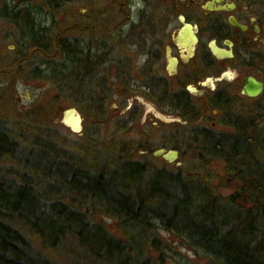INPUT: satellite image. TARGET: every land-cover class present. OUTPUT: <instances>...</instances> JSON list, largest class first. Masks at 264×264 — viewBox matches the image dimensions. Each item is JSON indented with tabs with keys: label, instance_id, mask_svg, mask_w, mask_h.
<instances>
[{
	"label": "trees",
	"instance_id": "trees-1",
	"mask_svg": "<svg viewBox=\"0 0 264 264\" xmlns=\"http://www.w3.org/2000/svg\"><path fill=\"white\" fill-rule=\"evenodd\" d=\"M79 1L0 0V21L18 31L30 77L52 78L59 91L38 117L21 119L9 99L1 103L0 264H52V255L60 254L77 264H183L180 243L164 240L161 229L208 264H264V121L262 127L237 122L227 138L187 134L194 157L189 169L134 158L137 143L88 138L84 147L69 149L51 124L43 129L40 119L51 123L61 97L80 110L88 101L103 107L101 84L87 78H104L105 99L114 91L112 66L100 71L93 42L85 47L81 36L101 30L109 46L119 18L106 17L113 9L105 0H86L89 13L79 14ZM221 161L223 184L236 187L228 195L212 181L211 165ZM105 216L115 220L118 235Z\"/></svg>",
	"mask_w": 264,
	"mask_h": 264
},
{
	"label": "flooded vegetation",
	"instance_id": "flooded-vegetation-1",
	"mask_svg": "<svg viewBox=\"0 0 264 264\" xmlns=\"http://www.w3.org/2000/svg\"><path fill=\"white\" fill-rule=\"evenodd\" d=\"M146 4L139 13L118 14L112 39L107 40L116 53L105 52L112 47L99 39L97 67L98 61L100 71L106 64L112 66L108 84L117 80L120 98L110 112L107 107L115 93L109 92L105 99L100 76L98 97L105 113L98 116L99 124L110 119L116 131L124 133L120 138L129 140L125 135L145 118L138 104L145 97L167 112L169 117L161 122L177 125L176 140L169 137L175 142L171 149L182 148L187 134L194 131L211 132L216 139L223 133L227 138L237 122L248 127L252 120L262 127L264 0H148ZM97 77L86 80L99 82ZM251 77L256 86L250 85ZM260 83L263 89L254 96L244 91L248 87L255 92ZM132 141L131 146L140 143Z\"/></svg>",
	"mask_w": 264,
	"mask_h": 264
},
{
	"label": "rangeland",
	"instance_id": "rangeland-1",
	"mask_svg": "<svg viewBox=\"0 0 264 264\" xmlns=\"http://www.w3.org/2000/svg\"><path fill=\"white\" fill-rule=\"evenodd\" d=\"M148 0H105L104 6L106 4H110V9L112 13L110 15L106 14L107 18H111L113 16L118 17L119 10L123 9L124 11H127L128 13H139L141 10V7L147 8ZM86 0H80L76 5H74L76 11L79 14H88L89 10L87 8ZM151 7V6H150ZM116 10V12H115ZM135 16V15H134ZM120 17V16H119ZM137 18V17H133ZM118 19V18H117ZM89 22V21H87ZM89 24V23H87ZM116 28V25H115ZM114 28V29H115ZM70 31V37L73 39L76 38V35L71 34ZM18 34V31L13 30V27L5 22L0 21V110H1V103L8 102L7 99H9L8 103H12L11 107L12 110L17 109V112L19 113L21 119H24V117L28 116H34L37 115L38 117V110L43 106V109H45V106H49V104L53 103V100L55 97H59L58 90L55 89L53 82L54 80L52 78H38V77H30L29 75V67L27 68L24 66L23 63H21V58L26 54H19L18 52V44L16 40V35ZM81 36V35H80ZM104 36V33L100 31H91V30H83L82 33V41L85 44L84 46H87V43L89 41L93 42V47L95 48L96 55L98 52V48L100 47L99 39ZM112 39V37H109ZM104 39V37H103ZM108 40V38H107ZM109 48H105V52L109 51ZM112 50V48H111ZM117 52L116 49L112 50V52ZM20 55V58L18 57ZM99 58V57H98ZM96 58V60H98ZM60 60V59H59ZM98 67H100V62L98 61ZM11 71V72H10ZM97 76V75H96ZM99 75L96 79V81H99L100 79ZM101 78V77H100ZM109 82V81H108ZM114 85V95H112V102L108 104V108H110V112L112 104L115 107V105H118L119 99L116 91L119 89V83L117 80H113L111 83ZM121 88L124 89L125 86L123 84H120ZM77 95V94H76ZM143 96V95H142ZM141 96V97H142ZM6 97V98H5ZM140 97V98H141ZM78 98V97H76ZM4 100V101H2ZM6 101V102H5ZM117 101V102H116ZM142 101H138V104L141 106V108L144 109L143 114H145V118H143V121L140 124H136V127L134 125L132 126L134 129L133 131H130L129 134L125 135V138H128L129 140L123 139L124 137L120 138L124 133H119L116 131V126L111 123L110 119L106 120L104 124H99L98 117H95L96 120L92 122L90 115L92 114L91 111L85 112L83 105L80 104V107H82L80 110L78 107V111L82 112V116L84 120L79 124V128L77 129V132L73 130L70 126H67L64 122L67 124H71L67 122V116L66 111L71 109L73 106V100L65 97H61L59 99L58 107L56 105L55 113L51 116V123L49 120H44L43 117L40 119L41 124H45L46 126H43V129L48 130L46 128L47 125L51 126L53 129H51L54 133H57V136H59V139L64 143L69 149L72 145H79L81 147H84V140L88 138H96L100 137L103 141L107 142H120V145L129 147L127 145H132V140H140V147L136 148L134 151L133 157L134 158H149L150 163L160 165L163 163V158L161 156H154V151L159 148H165L167 150L171 149V145L175 142H172L173 139L177 135V125L175 122H161L160 119L162 117H166L168 115L167 112H163V110L159 109L154 102L151 100L142 97ZM60 103V104H59ZM86 105V108H89V104L84 103ZM10 108V104L7 105ZM15 108V109H14ZM105 109V108H103ZM89 110V109H88ZM44 115V112H42ZM7 114H9L7 112ZM84 114V115H83ZM104 114V113H103ZM100 114V115H103ZM106 116V115H105ZM144 116V115H143ZM169 117V116H168ZM163 120V119H162ZM91 124V125H90ZM88 127L84 130V128ZM90 128V129H89ZM91 130V131H90ZM50 132V131H49ZM117 132V133H116ZM115 135V136H114ZM148 137L149 143H147L146 147L144 146L145 138ZM187 139V138H186ZM145 143V144H144ZM168 143L165 147H163V144ZM188 145H182L180 156L178 159L173 163L174 165H177V162H182V166L184 169H189L191 167L190 163L193 162V158L191 154L189 153V149L187 148ZM155 157L156 160H152L151 157ZM190 166V167H189ZM212 173L214 174V177L212 178L213 185L216 186L219 190V193H222V195H228L236 189L235 186L232 184H223L227 181L225 178V172L224 163L218 162L213 163L211 165ZM189 174H194L196 171L189 170ZM198 174V172L196 173ZM102 220H106L108 223L109 229L118 235V230L115 224V220L112 218H109L108 216L103 217ZM160 236L170 243H180V252L182 253L180 259H182L183 264H208L207 260L202 258L200 255H196L192 250H189V248L184 247L181 243V239H179L174 236L172 233L167 232L163 229L160 231ZM181 261V260H180ZM172 263V261H171ZM177 264V262H174ZM52 264H77V260L74 257H68L66 255H52ZM83 264V263H81ZM179 264V263H178Z\"/></svg>",
	"mask_w": 264,
	"mask_h": 264
},
{
	"label": "water",
	"instance_id": "water-1",
	"mask_svg": "<svg viewBox=\"0 0 264 264\" xmlns=\"http://www.w3.org/2000/svg\"><path fill=\"white\" fill-rule=\"evenodd\" d=\"M215 51V49H214ZM216 53H218L217 51H215ZM252 80V82L250 83V85H253V86H256L257 83L255 81V78L251 77L250 78ZM263 88V84L260 83V85H258L257 87V91H251L250 88H246V90H248L247 92L249 94H256L258 92H260ZM70 114H75V121L76 123L75 124H72V126L74 128H79V124L80 122L82 121V117L81 115L77 112V110L75 108H72V109H69L68 111H66V116H69ZM67 122L70 123L69 121V118L67 117ZM154 155L155 156H162L166 161L170 162V163H174L178 157H179V151L178 150H175V149H170V150H167L165 148H160V149H157L155 152H154ZM178 165H181V162H177Z\"/></svg>",
	"mask_w": 264,
	"mask_h": 264
},
{
	"label": "bare ground",
	"instance_id": "bare-ground-1",
	"mask_svg": "<svg viewBox=\"0 0 264 264\" xmlns=\"http://www.w3.org/2000/svg\"><path fill=\"white\" fill-rule=\"evenodd\" d=\"M111 47H112V50L114 49V46L113 45H111ZM110 50H111V48H110ZM111 50V51H112ZM215 51H217V52H219V50H217V49H215ZM263 89V88H262ZM247 94H249L247 91L248 90H244ZM262 91V90H261ZM257 94V93H256ZM249 95H251V96H254L255 94H249ZM84 103H86V104H88V102H84ZM83 103V104H84ZM86 106V105H85ZM72 108H75L76 110H77V112L80 114L81 113V111H78V108L75 106V107H72ZM71 108V109H72ZM91 108H95L96 109V111L95 112H92L90 109ZM103 108L104 107H99V106H96L95 104H90V106H89V110L86 108V111L85 112H88V113H90L89 111H91L92 112V114L90 113V115L91 116H93L94 118L95 117H98V116H100V114H102V112L103 113H105V110L103 111ZM68 111V110H67ZM66 115V114H65ZM75 114H70L69 116H67L68 118H69V121H70V123L71 124H75L76 123V119H75V116H74ZM81 115V114H80ZM96 119V118H95ZM164 119H166V118H164ZM170 120V119H169ZM77 132V131H76ZM97 139H101L100 137H96ZM102 140V139H101Z\"/></svg>",
	"mask_w": 264,
	"mask_h": 264
}]
</instances>
